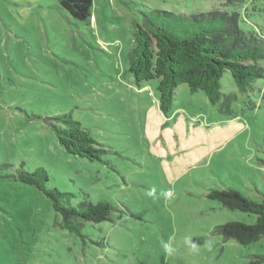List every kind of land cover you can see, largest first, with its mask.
I'll return each instance as SVG.
<instances>
[{"label": "rangeland", "instance_id": "obj_1", "mask_svg": "<svg viewBox=\"0 0 264 264\" xmlns=\"http://www.w3.org/2000/svg\"><path fill=\"white\" fill-rule=\"evenodd\" d=\"M151 9L235 12L264 34V0H92L88 20L59 0H0V264H251L264 254V235L242 244L214 230L255 216L207 197L215 187L264 195V76L240 93L222 75L221 92L236 95L230 114L185 83L163 114L158 79L137 86L128 70ZM66 112L105 150L98 160L59 144L46 117ZM38 167L72 206L111 203L110 219L62 228L48 197L15 179Z\"/></svg>", "mask_w": 264, "mask_h": 264}, {"label": "trees", "instance_id": "obj_2", "mask_svg": "<svg viewBox=\"0 0 264 264\" xmlns=\"http://www.w3.org/2000/svg\"><path fill=\"white\" fill-rule=\"evenodd\" d=\"M59 3L78 20H88L92 15V0H59ZM142 14V23H137L134 31L135 46L128 55V70L137 86L158 79L159 109L163 114L170 111L175 89L183 83L191 92L201 90L218 110L230 114L236 95L221 92L222 75L229 71L240 93H247L256 79L264 76L260 65L264 60V34L241 28L237 13L213 11L184 16L151 9ZM46 121L68 153L93 161L105 152L70 113L46 117ZM16 174V180L35 186L48 197L60 217L61 227L70 232L80 234V226L85 222L109 220L116 208L105 201H80L72 206L69 193L47 187L48 176L43 167L17 170ZM207 197L231 210L255 216V221L249 224L228 221L217 225L214 230L223 239L249 244L264 235V195L261 201H255L236 189L215 187L209 189ZM252 258L251 264L264 263V254H253Z\"/></svg>", "mask_w": 264, "mask_h": 264}]
</instances>
